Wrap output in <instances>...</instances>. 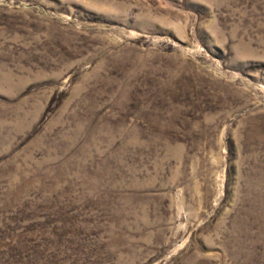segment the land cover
<instances>
[{"label":"rangeland","instance_id":"rangeland-1","mask_svg":"<svg viewBox=\"0 0 264 264\" xmlns=\"http://www.w3.org/2000/svg\"><path fill=\"white\" fill-rule=\"evenodd\" d=\"M0 264H264V0H0Z\"/></svg>","mask_w":264,"mask_h":264}]
</instances>
